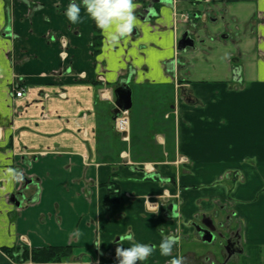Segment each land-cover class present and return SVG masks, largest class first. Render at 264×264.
<instances>
[{
  "label": "crops",
  "instance_id": "1",
  "mask_svg": "<svg viewBox=\"0 0 264 264\" xmlns=\"http://www.w3.org/2000/svg\"><path fill=\"white\" fill-rule=\"evenodd\" d=\"M71 2L0 0V264H35L3 247L51 245L72 246L68 264H117L126 234L156 246L142 264H223L191 226L219 205L245 244L226 264H264V0H134L137 26L115 46L86 16L70 23ZM185 32L195 45L179 50ZM124 80L126 135L113 118ZM161 232L179 239L170 257Z\"/></svg>",
  "mask_w": 264,
  "mask_h": 264
},
{
  "label": "clouds",
  "instance_id": "2",
  "mask_svg": "<svg viewBox=\"0 0 264 264\" xmlns=\"http://www.w3.org/2000/svg\"><path fill=\"white\" fill-rule=\"evenodd\" d=\"M167 2H171V0H167ZM136 8L137 4L134 0H81L80 4L72 0L64 14L72 24L83 22V18L86 16L104 34L107 42L115 46L134 32L138 21ZM11 179L22 182L24 177L21 172L13 169ZM158 209L159 206H154L151 211L158 214ZM170 215L172 217L174 213ZM161 236L159 253L161 256L170 257L179 239L175 235H164L163 232H161ZM124 240L131 242L129 247L121 246V242ZM96 246L99 248V245ZM155 251L156 246L136 242L134 235L126 234L119 237L115 248V257L117 264H142ZM184 261V257H172L168 264H184Z\"/></svg>",
  "mask_w": 264,
  "mask_h": 264
},
{
  "label": "flooded vegetation",
  "instance_id": "3",
  "mask_svg": "<svg viewBox=\"0 0 264 264\" xmlns=\"http://www.w3.org/2000/svg\"><path fill=\"white\" fill-rule=\"evenodd\" d=\"M241 222V219L235 218L232 208L219 205L213 212H203L196 216L191 226L194 234L202 241L203 236L210 235L207 230L212 231L213 240L205 243L217 244L224 256L223 264H226L233 255L243 253L245 249ZM228 250L234 253L229 256Z\"/></svg>",
  "mask_w": 264,
  "mask_h": 264
},
{
  "label": "trees",
  "instance_id": "4",
  "mask_svg": "<svg viewBox=\"0 0 264 264\" xmlns=\"http://www.w3.org/2000/svg\"><path fill=\"white\" fill-rule=\"evenodd\" d=\"M96 43L100 42V30L96 28ZM118 200V195L115 188H110L109 195L105 205ZM3 252L6 253L13 261L17 263L33 262L35 264H68L69 259L73 255L72 246H46L29 248L26 246L3 247Z\"/></svg>",
  "mask_w": 264,
  "mask_h": 264
},
{
  "label": "water",
  "instance_id": "5",
  "mask_svg": "<svg viewBox=\"0 0 264 264\" xmlns=\"http://www.w3.org/2000/svg\"><path fill=\"white\" fill-rule=\"evenodd\" d=\"M157 1H167V0H157ZM154 13V8L149 7L146 10V14L150 16ZM195 45V40L189 35L188 32H185L181 39L178 42V49L179 50H185L187 47H193ZM240 79V78H237ZM115 106L113 109V118H117L118 115H120L123 111H128L132 107V91L131 88L127 82V80H124L121 82V84L115 89ZM125 135V133L123 134ZM27 184H25L26 188ZM15 197H13L14 199ZM19 205V202H18ZM170 210L174 211L176 210V205L172 204L170 206ZM210 235L203 236L204 242H211L213 240V234L211 230H207ZM241 252V251H240ZM234 253V251L228 250L229 256H231Z\"/></svg>",
  "mask_w": 264,
  "mask_h": 264
},
{
  "label": "rangeland",
  "instance_id": "6",
  "mask_svg": "<svg viewBox=\"0 0 264 264\" xmlns=\"http://www.w3.org/2000/svg\"><path fill=\"white\" fill-rule=\"evenodd\" d=\"M114 124H116V122H114ZM150 156L151 155H147L148 159H151ZM220 178H219L220 179L219 180L220 184H224L226 186H236V187L239 186V182H238V179H236L235 174L226 173V174H223ZM203 186H207V185L204 184ZM257 191H258L257 192L258 195H261V196L264 195V188H263V190L258 188ZM260 210H262V209L260 208ZM192 245H194V244H192ZM187 246H189V244H185L184 243L183 244V249H185ZM194 246L199 248L200 254L202 253L201 255H204V256L207 255L209 251L219 252L218 251L219 250L218 249V245L217 244H213V243H202L200 241L197 244H195Z\"/></svg>",
  "mask_w": 264,
  "mask_h": 264
},
{
  "label": "built area",
  "instance_id": "7",
  "mask_svg": "<svg viewBox=\"0 0 264 264\" xmlns=\"http://www.w3.org/2000/svg\"><path fill=\"white\" fill-rule=\"evenodd\" d=\"M182 18H185L186 21L189 20V17L188 15H185L183 14L181 16ZM15 95L17 97H21L24 95V89L23 88H18L16 91H15ZM119 121H122V122H119ZM116 129L119 131V132H125L127 131L128 129V115H127V112H123V114L121 116H119L117 119H116Z\"/></svg>",
  "mask_w": 264,
  "mask_h": 264
},
{
  "label": "bare ground",
  "instance_id": "8",
  "mask_svg": "<svg viewBox=\"0 0 264 264\" xmlns=\"http://www.w3.org/2000/svg\"><path fill=\"white\" fill-rule=\"evenodd\" d=\"M119 122H122V121H119Z\"/></svg>",
  "mask_w": 264,
  "mask_h": 264
}]
</instances>
